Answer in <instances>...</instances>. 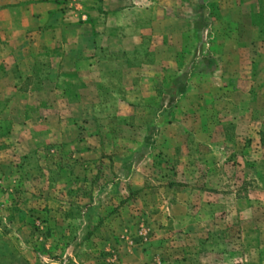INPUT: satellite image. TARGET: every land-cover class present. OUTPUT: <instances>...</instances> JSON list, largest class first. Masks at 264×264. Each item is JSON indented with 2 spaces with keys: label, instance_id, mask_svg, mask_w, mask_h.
<instances>
[{
  "label": "rangeland",
  "instance_id": "obj_1",
  "mask_svg": "<svg viewBox=\"0 0 264 264\" xmlns=\"http://www.w3.org/2000/svg\"><path fill=\"white\" fill-rule=\"evenodd\" d=\"M0 264H264V0H0Z\"/></svg>",
  "mask_w": 264,
  "mask_h": 264
},
{
  "label": "crops",
  "instance_id": "obj_2",
  "mask_svg": "<svg viewBox=\"0 0 264 264\" xmlns=\"http://www.w3.org/2000/svg\"><path fill=\"white\" fill-rule=\"evenodd\" d=\"M37 4H45V5H49V2H45V3H37ZM49 7V6H48ZM219 11V10H218ZM215 21H214V24L215 23H219L220 21H224L223 20V18L219 15H216V17L215 18H213ZM212 19V20H213ZM250 30V31H252V27H251V25H246V28H245V30ZM224 39H225V37H224ZM232 42V41H231ZM233 44L234 45H236L238 42H237V40H233ZM212 52H215L216 53V55L218 56V57H221L220 55L222 54V53H224V50L223 49H221V48H217V49H215L214 51L212 50Z\"/></svg>",
  "mask_w": 264,
  "mask_h": 264
}]
</instances>
